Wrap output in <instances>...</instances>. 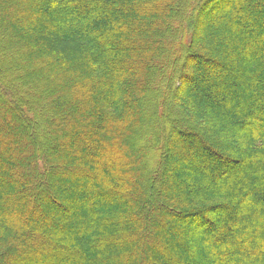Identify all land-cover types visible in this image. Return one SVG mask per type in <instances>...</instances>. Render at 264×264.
Listing matches in <instances>:
<instances>
[{
    "label": "trees",
    "instance_id": "16d2710c",
    "mask_svg": "<svg viewBox=\"0 0 264 264\" xmlns=\"http://www.w3.org/2000/svg\"><path fill=\"white\" fill-rule=\"evenodd\" d=\"M221 1L208 45L218 0H0V264H264V0Z\"/></svg>",
    "mask_w": 264,
    "mask_h": 264
},
{
    "label": "rangeland",
    "instance_id": "374dc122",
    "mask_svg": "<svg viewBox=\"0 0 264 264\" xmlns=\"http://www.w3.org/2000/svg\"><path fill=\"white\" fill-rule=\"evenodd\" d=\"M223 9V2L221 0H218V2L216 3H211L209 4L206 9H204L196 18V22H195V26L197 27L198 31L196 32L197 37H200L202 38L205 42L204 44H208V45H212L214 43V40H213V37H212V34H214L213 32V29L210 30L211 28V25L213 24L215 18H217L216 16H218V14L220 13V11ZM211 32V34H208L207 32ZM191 50H193L195 53H200L201 55H203V57L205 58L206 62H207V65L210 67L211 63L209 61H221L223 60V58H221V56H218L216 53L215 54H212L210 52H205V51H202L201 49L198 48V46L196 45H193ZM193 64V63H192ZM195 78L193 79L194 81L190 82L188 81L187 83V86H189L191 89H196L197 91H200L203 89V85L202 83L198 82L196 80V77H197V74L194 76ZM16 84V83H15ZM178 92H181V91H178ZM184 127H182V132H186L185 134H183L182 132L180 131H177L175 132L176 136H178V138H180V140H182L183 142H186L188 144H194L196 145V139L194 138V134H198L199 136L203 135V139L206 141V144L208 145V147H210V138H208L207 134H203L199 131H197V129H194L193 127H191L190 129L191 130H183ZM174 133V132H173ZM173 133H171V136L173 135ZM170 135V134H169ZM170 137V136H168ZM196 151L200 152V153H207L210 155V151L208 149L204 150V149H201V148H198L196 147L195 148ZM220 152V151H219ZM174 156H177V153L174 152ZM210 160H214L213 158H209ZM220 159H216L215 162H220L219 161ZM226 164H224L223 166H225ZM237 163H235L234 166H236ZM225 168L227 167H224L223 170H225ZM56 192V191H55ZM58 195V194H56ZM60 195H58L59 197ZM197 211V210H195ZM192 212V211H191ZM194 212V210H193ZM187 214H190V212H187ZM187 214H183V219H191L193 220V223H198L197 222V219L196 217H193V216H188ZM200 214H203V215H206L208 214L209 216H211V213L209 212V210L207 209H202V211L200 212ZM193 218V219H192ZM182 220V219H181Z\"/></svg>",
    "mask_w": 264,
    "mask_h": 264
}]
</instances>
